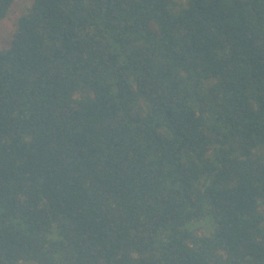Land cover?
Instances as JSON below:
<instances>
[{
    "label": "trees",
    "instance_id": "obj_1",
    "mask_svg": "<svg viewBox=\"0 0 264 264\" xmlns=\"http://www.w3.org/2000/svg\"><path fill=\"white\" fill-rule=\"evenodd\" d=\"M263 209L264 0L32 1L0 50V264H264Z\"/></svg>",
    "mask_w": 264,
    "mask_h": 264
},
{
    "label": "rangeland",
    "instance_id": "obj_2",
    "mask_svg": "<svg viewBox=\"0 0 264 264\" xmlns=\"http://www.w3.org/2000/svg\"><path fill=\"white\" fill-rule=\"evenodd\" d=\"M33 0H16L11 6L7 16L0 22V50L7 48L10 45L12 35L16 30V24L19 18L28 12ZM264 210V209H263ZM200 223L190 225L189 229L195 230L198 233L204 232L208 234V228L202 227ZM201 229V230H200ZM22 264H37L34 262Z\"/></svg>",
    "mask_w": 264,
    "mask_h": 264
}]
</instances>
